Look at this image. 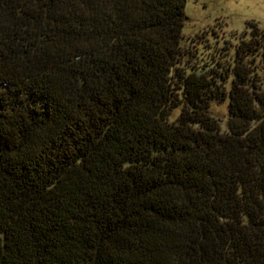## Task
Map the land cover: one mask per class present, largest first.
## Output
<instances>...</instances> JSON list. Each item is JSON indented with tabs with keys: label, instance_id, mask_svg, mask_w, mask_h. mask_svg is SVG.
<instances>
[{
	"label": "trees",
	"instance_id": "trees-1",
	"mask_svg": "<svg viewBox=\"0 0 264 264\" xmlns=\"http://www.w3.org/2000/svg\"><path fill=\"white\" fill-rule=\"evenodd\" d=\"M186 3L0 0V264H264V31Z\"/></svg>",
	"mask_w": 264,
	"mask_h": 264
},
{
	"label": "rangeland",
	"instance_id": "rangeland-1",
	"mask_svg": "<svg viewBox=\"0 0 264 264\" xmlns=\"http://www.w3.org/2000/svg\"><path fill=\"white\" fill-rule=\"evenodd\" d=\"M185 13L188 20L183 29V43L186 51L192 53L185 60L190 58L188 61L192 63L199 62L200 55L206 59L214 56L215 43L218 51L225 42H228L225 47L230 43L237 45L244 33L248 36L252 33L251 24L264 31V0H187ZM181 111V106L173 110L169 121L176 122ZM209 111L219 121L222 132L229 133V99L222 103L213 101Z\"/></svg>",
	"mask_w": 264,
	"mask_h": 264
}]
</instances>
